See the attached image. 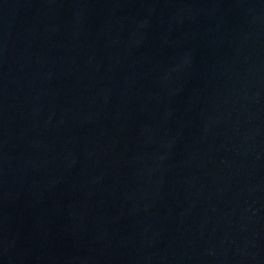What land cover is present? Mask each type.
<instances>
[{
    "label": "water",
    "instance_id": "95a60500",
    "mask_svg": "<svg viewBox=\"0 0 264 264\" xmlns=\"http://www.w3.org/2000/svg\"><path fill=\"white\" fill-rule=\"evenodd\" d=\"M0 264H264V0H0Z\"/></svg>",
    "mask_w": 264,
    "mask_h": 264
}]
</instances>
